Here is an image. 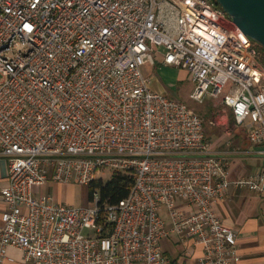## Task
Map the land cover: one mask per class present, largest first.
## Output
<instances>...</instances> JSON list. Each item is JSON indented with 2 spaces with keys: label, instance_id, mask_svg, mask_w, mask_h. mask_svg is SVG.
Instances as JSON below:
<instances>
[{
  "label": "built area",
  "instance_id": "obj_1",
  "mask_svg": "<svg viewBox=\"0 0 264 264\" xmlns=\"http://www.w3.org/2000/svg\"><path fill=\"white\" fill-rule=\"evenodd\" d=\"M161 47L164 65L189 73L192 100L220 102L264 147L260 53L213 1L0 0V264L9 247L31 264H173L171 234L202 247L195 264L239 263L213 206L231 186L263 193L264 170L230 181L202 117L151 88L143 67ZM102 168L134 178L117 204L36 192L48 180L91 186Z\"/></svg>",
  "mask_w": 264,
  "mask_h": 264
},
{
  "label": "crops",
  "instance_id": "obj_2",
  "mask_svg": "<svg viewBox=\"0 0 264 264\" xmlns=\"http://www.w3.org/2000/svg\"><path fill=\"white\" fill-rule=\"evenodd\" d=\"M159 62L164 65L162 59ZM156 63L157 60L153 67ZM144 67L153 68L149 65ZM144 67L143 74L152 81V76L146 72L147 70L144 71ZM152 89L158 93L156 88L152 87ZM167 96L170 97L169 94ZM203 130L207 141L211 144L213 154L227 160L230 181L239 180L264 170V147L249 142L246 133L234 126L232 116L226 108L220 119L210 121L206 125L203 121ZM8 177V160L0 157V229L3 225L1 215L5 210L1 196L3 189L8 185ZM47 183L71 184H60L48 180L41 187L46 186ZM37 194L43 195L44 193L38 191ZM177 204L184 211L190 210L182 200H179ZM213 209L221 221L236 232L240 255L238 264H264V192L252 191L247 187L231 186L225 198L214 204ZM161 213L166 223L169 224L166 209L162 208ZM162 249L173 264H195L203 255L200 245L194 244L192 240L182 241L176 234H171L162 240ZM5 263L31 264L23 260L19 250L11 247L6 249Z\"/></svg>",
  "mask_w": 264,
  "mask_h": 264
},
{
  "label": "rangeland",
  "instance_id": "obj_3",
  "mask_svg": "<svg viewBox=\"0 0 264 264\" xmlns=\"http://www.w3.org/2000/svg\"><path fill=\"white\" fill-rule=\"evenodd\" d=\"M260 53V64L264 69V50L256 45ZM156 66L144 67V71L152 76V87L158 90V93L175 98L181 102L186 103L189 107L194 109L203 119L205 125L210 121L220 119L224 114V107L218 101L207 99L202 103L195 102L191 99V94L194 90V83L191 80L189 73L186 70L162 65L159 61L162 59L164 48H156ZM151 87V88H152ZM154 90V89H153ZM114 170L109 168H102L96 173V181L107 183L112 180ZM47 196L53 198L55 202L64 205H76L92 207L94 203L91 200V187L80 185L76 182L70 185H53L47 183L44 187L36 188Z\"/></svg>",
  "mask_w": 264,
  "mask_h": 264
},
{
  "label": "water",
  "instance_id": "obj_4",
  "mask_svg": "<svg viewBox=\"0 0 264 264\" xmlns=\"http://www.w3.org/2000/svg\"><path fill=\"white\" fill-rule=\"evenodd\" d=\"M215 2L231 22L255 45L264 50V0H215ZM232 122L236 128H240L234 119Z\"/></svg>",
  "mask_w": 264,
  "mask_h": 264
},
{
  "label": "trees",
  "instance_id": "obj_5",
  "mask_svg": "<svg viewBox=\"0 0 264 264\" xmlns=\"http://www.w3.org/2000/svg\"><path fill=\"white\" fill-rule=\"evenodd\" d=\"M215 4V0H211ZM217 5V4H216ZM134 178L132 175L114 172L112 180L103 183L94 181L91 184L90 195L97 191L101 197V201L108 204H117L120 200L126 198L133 186Z\"/></svg>",
  "mask_w": 264,
  "mask_h": 264
}]
</instances>
